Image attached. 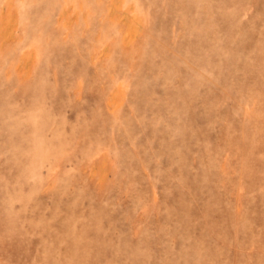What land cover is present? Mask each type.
Segmentation results:
<instances>
[{
  "label": "rangeland",
  "instance_id": "1",
  "mask_svg": "<svg viewBox=\"0 0 264 264\" xmlns=\"http://www.w3.org/2000/svg\"><path fill=\"white\" fill-rule=\"evenodd\" d=\"M0 264H264V0H0Z\"/></svg>",
  "mask_w": 264,
  "mask_h": 264
}]
</instances>
